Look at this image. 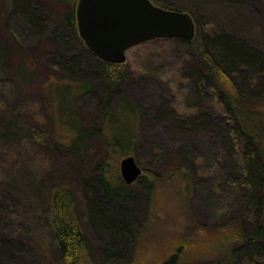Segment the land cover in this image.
Here are the masks:
<instances>
[{"label":"rangeland","instance_id":"1","mask_svg":"<svg viewBox=\"0 0 264 264\" xmlns=\"http://www.w3.org/2000/svg\"><path fill=\"white\" fill-rule=\"evenodd\" d=\"M165 1L194 12L202 34L231 35L264 52V0ZM27 2L28 15L16 0H0V240L16 246L11 252L0 248V264H58L59 237L52 226L57 216L45 205L56 185L77 200L97 264H161L172 253L180 264H203L204 249L210 253L206 257H220L212 226L235 215L246 226L258 222L252 202L256 188L246 184L243 171V156L254 146L218 102L217 89L195 92V75L209 73L192 46L155 38L130 47L119 64L123 80L109 96L77 28L74 33L64 20L68 5ZM28 63L33 73L19 80L16 68ZM88 82L89 88L78 92ZM57 85L75 94L78 132H89L81 153L59 147L74 131L58 113ZM261 85L252 84L247 94L264 111ZM122 97L142 113L128 152L149 191L134 182L120 205H110L91 187L102 172L98 165L113 185L121 179V150L101 125ZM96 199L109 219L126 222V234L101 229L94 219ZM209 227L214 230L208 235ZM243 249L231 264H264V240L258 251L246 242Z\"/></svg>","mask_w":264,"mask_h":264},{"label":"trees","instance_id":"2","mask_svg":"<svg viewBox=\"0 0 264 264\" xmlns=\"http://www.w3.org/2000/svg\"><path fill=\"white\" fill-rule=\"evenodd\" d=\"M57 1L65 2L68 5V12L65 14L64 20L68 27L76 33L74 14L76 0ZM151 1L165 9L186 11L193 17L196 32L191 41L177 37L170 39L192 46L201 59L205 71L209 73L204 76L199 73L201 72L199 70L198 74L195 75V92H203L210 86L217 89L219 92L218 102L224 109H227L236 121L237 129L253 139L254 151L243 156L245 167L243 171L246 175L245 178L248 179L246 184L255 185L256 188V192L252 196V202L255 207L254 215L258 222L255 225L246 226L243 223L244 221L242 222L241 218L235 215L219 225L212 226L217 230L219 236L218 241L215 242V251L218 252L220 257L215 260L206 257L207 249L202 251L204 252L203 255L200 254L204 259H207L203 264H231L235 255L245 252V249H243L245 242L250 250L258 251L260 249H256L257 245L264 240V111L259 107V103H255L252 98L250 100L247 94L252 84L256 85L258 83V86L264 84V52L231 35H204L201 33V25L196 18V14L191 10H181V8L165 0ZM16 3L19 4L20 12L28 15L30 10L27 0H16ZM85 49L91 63L99 68L98 80L109 90L108 95L110 96L112 89H115L116 85L123 80L124 74L123 70H120L121 66L101 61L88 48L85 47ZM32 68L31 63L18 65L16 68L18 79L25 80L29 74L33 73ZM248 73H251V77H248ZM237 78L239 83L236 81ZM90 84L89 82L83 83L79 86L78 92L86 91ZM55 88L59 102L58 113L60 118L64 117L66 124L74 131L68 142L60 143L61 146L59 147L66 149L71 154L81 153L85 148V139L89 132L87 131L85 134H82V130L78 132L81 121L73 112L75 94H71L69 91L68 93L65 86L62 85H57ZM50 91L45 90V94L53 100V98H50ZM135 109L136 107L129 104L126 97H122L115 108H110L103 115L104 120H102L101 128L110 131L112 143L120 148V154L123 157L132 153V151L128 152V149L132 147L136 137V124L134 123L137 118L140 119L142 114L141 111ZM130 119H132L131 122ZM118 121H122L123 125L117 124ZM97 167L102 172L99 179L96 180L97 183L92 185L91 191L94 194L100 192V197L106 199L107 204L120 205L128 195V185L120 178L119 183L113 185L103 172V167L101 165ZM136 182L144 190L149 191V187L144 183L142 176ZM46 201L45 205H50L57 216V218H54L55 222H52V226L55 234L57 233L59 237L56 244V247L60 250L58 264H97L94 260V249L83 232L78 215V203L72 192L56 185L51 191L50 197L47 196ZM100 203L97 199L93 202V204H96V211L94 206L93 211L96 212L94 219L101 229L111 235L126 234V231H124L126 222L123 223L121 220L122 223L120 224L111 218L109 219L107 212L100 206ZM208 230L210 231L206 233L209 235L212 228ZM208 235L205 234L203 238L206 239ZM0 248L11 252L16 246L11 240L3 238L0 240ZM263 252H260L262 257L264 256ZM208 254L210 256V253ZM118 261L122 262L121 260ZM161 264H180V262L176 253H172Z\"/></svg>","mask_w":264,"mask_h":264},{"label":"water","instance_id":"3","mask_svg":"<svg viewBox=\"0 0 264 264\" xmlns=\"http://www.w3.org/2000/svg\"><path fill=\"white\" fill-rule=\"evenodd\" d=\"M76 28L86 47L101 61L121 64L126 51L155 38L191 41L196 32L186 11L165 9L151 0H78L74 9ZM121 179L134 183L142 174L133 155L121 158Z\"/></svg>","mask_w":264,"mask_h":264}]
</instances>
